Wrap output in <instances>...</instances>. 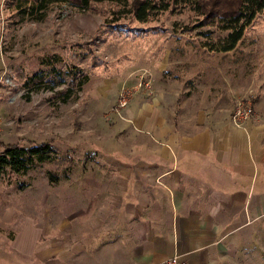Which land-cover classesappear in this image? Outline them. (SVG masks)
Returning <instances> with one entry per match:
<instances>
[{
    "label": "crops",
    "instance_id": "0c3cea01",
    "mask_svg": "<svg viewBox=\"0 0 264 264\" xmlns=\"http://www.w3.org/2000/svg\"><path fill=\"white\" fill-rule=\"evenodd\" d=\"M206 56L170 59V107L160 96H133L120 109L117 147L98 158L103 171L87 177L86 214L77 212L89 239L72 235L66 253L63 236L44 238L25 217L0 236V264H66L68 257L84 264V255L86 264H154L173 253L185 264H264V95L257 83L254 115L243 124L231 118L240 79L256 81L264 58L243 72L222 52ZM258 78L264 85V74Z\"/></svg>",
    "mask_w": 264,
    "mask_h": 264
},
{
    "label": "rangeland",
    "instance_id": "374dc122",
    "mask_svg": "<svg viewBox=\"0 0 264 264\" xmlns=\"http://www.w3.org/2000/svg\"><path fill=\"white\" fill-rule=\"evenodd\" d=\"M112 8L109 2L93 3L88 10L54 4L43 19L33 20L0 0V151L5 143L45 139L57 151L54 160L25 172L6 169L0 174L4 239L25 217L40 224L37 230L44 238L63 236L66 253L72 235L89 239L92 232L86 225H76L77 212L80 217L86 214L87 177L103 171L98 158L117 147L119 94L129 90V102L133 96L143 101L160 96L162 106L170 107V59L207 58L215 51L202 45L204 31L213 30L211 38L222 34L214 26H198L186 7L147 22L124 15L118 19L124 28L115 30L103 21L111 18ZM222 54L226 60H238L243 72L260 63L264 14L258 13L236 47ZM45 56H52L53 63H43ZM259 68L264 74V65ZM259 74L256 81L251 76L240 79L234 103L244 95L254 96L256 83L264 95ZM81 261L86 264L85 255ZM65 263L71 264L70 257Z\"/></svg>",
    "mask_w": 264,
    "mask_h": 264
},
{
    "label": "trees",
    "instance_id": "16d2710c",
    "mask_svg": "<svg viewBox=\"0 0 264 264\" xmlns=\"http://www.w3.org/2000/svg\"><path fill=\"white\" fill-rule=\"evenodd\" d=\"M101 2L114 4L111 18L105 17L103 21L104 25L115 30L124 28L118 23V19L124 15H130L139 22H147L164 11L186 7L196 16L198 26H214L222 32L211 38L213 30L204 31L207 37L202 45L215 52L233 50L246 26L258 13L264 14V0H5L6 7H12L17 14L33 20L43 19L47 9L54 4L88 10L93 3ZM42 61L53 63L52 56H45ZM56 156L57 151L49 139L5 143L0 151V174L6 169L25 172L44 161L54 160ZM49 174L51 179H56L54 173L49 171Z\"/></svg>",
    "mask_w": 264,
    "mask_h": 264
},
{
    "label": "built area",
    "instance_id": "2783aa9c",
    "mask_svg": "<svg viewBox=\"0 0 264 264\" xmlns=\"http://www.w3.org/2000/svg\"><path fill=\"white\" fill-rule=\"evenodd\" d=\"M131 94V93H130ZM129 90L122 91L119 94L117 107H124L129 100ZM254 115L253 107V94H247L240 98H237L232 109L231 118L235 124L243 123L247 118H251ZM154 264H185L177 253H173L163 257L161 260Z\"/></svg>",
    "mask_w": 264,
    "mask_h": 264
}]
</instances>
